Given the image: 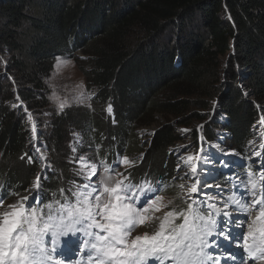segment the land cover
<instances>
[{"label":"trees","instance_id":"1","mask_svg":"<svg viewBox=\"0 0 264 264\" xmlns=\"http://www.w3.org/2000/svg\"><path fill=\"white\" fill-rule=\"evenodd\" d=\"M75 48L88 58L91 107L53 112L48 79L56 59ZM0 49L9 56L8 73L0 72L7 82L0 92L4 203L23 195L39 172L25 108L50 111L44 147L53 171L41 177L45 202L52 193L61 198L59 189L73 181L82 183L68 161L73 134L81 136L77 153L99 166L143 154L137 129L156 124L149 153L125 174L133 182H166L175 176L169 150L182 143V129L190 130L196 149L201 138L213 144L219 133L227 149L242 155L264 116V0H0ZM214 110L221 116L217 125L207 121ZM35 121L44 127L41 118ZM170 191L182 207L180 189Z\"/></svg>","mask_w":264,"mask_h":264},{"label":"snow or ice","instance_id":"2","mask_svg":"<svg viewBox=\"0 0 264 264\" xmlns=\"http://www.w3.org/2000/svg\"><path fill=\"white\" fill-rule=\"evenodd\" d=\"M57 64L68 65L71 61L58 60ZM94 95L89 93L85 97L81 92L74 99L83 104ZM66 107H71L67 99L58 104V111L63 112ZM24 110L32 121L33 114ZM106 112L112 114L111 104ZM260 122L264 124V116ZM31 130L32 139L36 140V123H32ZM187 131L190 130H181ZM211 146L225 156L238 155L234 150L223 152L219 145ZM259 147L261 151H255V157L262 156L264 143ZM36 151L40 153L39 148ZM72 151L75 153L76 148ZM203 153L201 146L195 155H180L176 171L182 174L166 182H133L130 172L119 170L135 166L127 156L111 163L99 161V174L97 163L85 164V158L80 156L77 162L81 168L76 175L83 182L73 181L70 188H60L62 199L52 193L53 198L47 202L43 200L38 174L25 189L27 194L17 193L19 198L15 202L5 205L6 197L0 195V208L4 209L0 211V264H59L57 257H63L65 252L82 254V264H218V259L208 252L213 246L208 238L219 227L215 217L221 214L226 218L225 226L217 234L227 241H238L235 246L247 253L242 264H264V167L259 172L249 170L246 180L241 181L242 194L234 192L223 201V188L202 167L205 161L212 162L211 154ZM39 160L44 162L46 156L41 153ZM28 162H33L31 156ZM220 163L225 165L223 160ZM45 168L50 169L51 165L43 163L42 173ZM93 176L97 177L95 181ZM209 178L213 183H209ZM175 181L183 182L174 184ZM173 186L180 189L176 199L184 207L174 206L175 200L163 194ZM213 187L218 194L206 191ZM216 201H222L224 207H218ZM229 207L232 211L226 210ZM229 224L240 229L236 237L231 235ZM57 237H67L63 247ZM228 258L235 260L236 256L229 253Z\"/></svg>","mask_w":264,"mask_h":264},{"label":"rangeland","instance_id":"3","mask_svg":"<svg viewBox=\"0 0 264 264\" xmlns=\"http://www.w3.org/2000/svg\"><path fill=\"white\" fill-rule=\"evenodd\" d=\"M0 57L3 58V60H0V72H5V73H8V66H7V60L9 59V56L6 54V53H2V50L0 49ZM60 60V61H67V60H70L71 61V64H68V65H64V64H60L58 65L57 64V61ZM228 60H225V62H227ZM87 65H88V58H87V55L84 54L83 50L81 49H78L75 48V50H73L72 53L68 54V55H63L61 57H58L56 59V62H55V65H54V69H53V72L51 73L49 79H48V90H49V93L47 94V98H48V103L50 104V108H51V111L54 112V110H58V104L67 99L68 100V103L71 105V107H77L79 109H85L86 107H89V104H90V99L92 98H86L84 100V103L83 104H79L75 101V97L83 92L85 97H88V94L89 93H94V89L93 87L89 84L87 78H86V71H87ZM224 71V70H223ZM222 78L224 81L227 80V73H223L222 75ZM9 83H11L12 87H19L18 84L16 82H14L13 79H9L8 80ZM238 83H240V80H238ZM7 84L5 78H0V92L2 91V87ZM14 101L13 103L11 102V105L15 104L17 105L18 102H17V96L16 94L14 95ZM216 105V103H215ZM67 108V107H66ZM49 113L50 111L47 110L45 113H42V114H33V120L32 121H29L30 122V126L32 125V123H36L35 121V118L38 117V118H41V121L44 123L43 126L44 127H38L37 126V132H36V140H33L32 139V130H31V134H30V152L32 154V156L34 157V159L37 161L38 165H39V173L41 175V177H44L45 174L50 171V169L52 170V164L50 163V160H49V155L46 152L45 150V147H44V144H45V139L46 137L48 136V122H49ZM220 114L214 110L213 112V116L212 115H209L207 118V121H211L213 122V124L217 125V120H220ZM205 125V123H203ZM37 125V123H36ZM156 128V124L153 125V126H150L149 128H145V127H141V128H138L137 129V134H138V137L141 141V147L145 146V154H148L149 151H148V143L150 141V137L152 135V133L154 132V129ZM43 129V130H42ZM42 131V137L40 136V131ZM261 133H264V125H261L260 124V121L257 123V125L255 126L254 128V131H253V138L252 140L250 141V144L249 146L246 148L245 150V153L240 155H223L221 151H217V149L213 148L211 145H219L220 146V149L223 150V152H229L231 153L233 150L232 149H227L225 146H224V143H226V140H224V143H223V136H226V135H223V136H220L219 133H217L218 135V138L216 139L215 143L214 144H209V143H206L203 138L202 139V142H201V146H203V149H204V153L203 155H209L211 154V159H212V162L211 163H208L207 161H205L203 164H202V167L204 168H210V172L212 173V176L215 177V181L214 183H217V184H220L221 187L224 190L223 192V201H226L227 200V197L229 195L232 194V188L230 185H226V181H225V176L222 175V179L219 177V171H221V163L220 161L224 159V157L227 159V163L225 165H223L225 168H233V169H238L240 167L243 166V168L245 166H247L246 162H248V166L245 167L244 169L249 171V170H252V168L249 166V165H252L253 167L256 166L258 160H255V156L253 155V153L255 151H258L257 147L261 144V143H264V136L261 135ZM189 137H190V132H186L185 134H183V140H182V143H180L177 147H175L173 150H172V154L174 156V160H173V164H174V170H175V176H179L182 174V172L178 173L176 171V166L178 163H181V161L178 159V157L180 155H183V156H188V155H195L197 153V151L199 149H196L195 146L189 141ZM70 147L71 149L73 147L77 148L76 146V143L77 144H80L81 143V136H79L78 134H73L71 135V138H70ZM183 146H187V147H183ZM199 147V148H200ZM36 148H39L40 151L46 156V160L44 162H41L39 160V154L37 153L36 151ZM261 151V149H260ZM73 153V151H71ZM143 153V155H144ZM143 155L136 157V158H133V159H130L131 161H134L136 162L137 160L139 161L140 159H142ZM80 156H83L85 158V161L84 163L87 164V163H94L92 161V159L90 158V155L88 154H78L77 151L73 154H71V156H69L68 158V161L69 163H71L72 161V164L73 166L75 167V171H79L80 168H81V164L78 163V158ZM234 158H239V160H242V162H238L236 165H233L235 164V160ZM137 161V162H138ZM43 163H47V164H50L51 165V168L48 169V168H45L44 169V172L42 173L41 172V168H42V164ZM233 163V164H232ZM241 163V164H239ZM12 166H10V171H12ZM129 168H125V167H122L121 169H119L120 171H126L128 170ZM182 170H183V165H182ZM239 170V169H238ZM53 171V170H52ZM253 171V170H252ZM26 174V173H25ZM98 174H99V166H98ZM235 175H233L234 179L236 180V185L238 188H240L243 192V188H242V185H241V178L239 179V174L234 171ZM37 176V175H36ZM36 178V177H35ZM35 178L31 181L30 185L27 187V189L32 185L33 181L35 180ZM96 176H93L92 177V180L95 181L96 180ZM247 178V176H246ZM79 180H81V182H83V179L82 177H79ZM246 180V179H245ZM243 181V180H242ZM176 182L178 181H175V184ZM180 182H183V181H179ZM209 183H213V180L211 178H209ZM71 186V184L69 185ZM172 189V187L168 188L167 189V192H171L170 190ZM206 191L210 192V193H214V194H218V190L213 187L212 189H206ZM173 194V191L171 192ZM27 194L26 192L23 194L25 195ZM167 198H170L169 196H167V194L164 192L163 193ZM22 196V195H21ZM19 197H17L14 201H8L5 203V205L7 204H11L13 202H15ZM217 203V206L218 207H221L223 208L224 207V204L222 201H216ZM175 206V205H174ZM185 205L183 204L182 207H184ZM4 209L3 208H0V211H3ZM227 211H232V208L229 207L228 209H226ZM236 216L234 214L233 216V219H235ZM225 219L226 218H223L222 220V223H221V226L220 224L218 223L219 227L217 229H215L214 231V234L213 236L209 237V243L211 245H213V247H218L220 242L223 243V241H226L223 237L219 236L217 233L221 230V229H224V226H225ZM178 222V221H177ZM228 227L231 228V233H235L239 230V228H237L235 225L233 224H229ZM137 231H140L139 229ZM47 239H50V237H48ZM234 243H238V241H232ZM229 241V245H230V249H232L231 253H234L236 254V251L234 250V247H233V243ZM227 246H225L224 244L221 245V248L224 249L226 248ZM239 250V248H237ZM222 252L221 251L219 254L222 255ZM77 252H75L74 256H76ZM250 264H251V261H250Z\"/></svg>","mask_w":264,"mask_h":264},{"label":"bare ground","instance_id":"4","mask_svg":"<svg viewBox=\"0 0 264 264\" xmlns=\"http://www.w3.org/2000/svg\"><path fill=\"white\" fill-rule=\"evenodd\" d=\"M36 141H37V140H36ZM41 153H42L41 151H40V153H38L39 156H40ZM42 154H43V153H42ZM234 160H235V158H234ZM207 169H208L209 172H210V168L208 167ZM211 174H212V173H211ZM239 231H240V229H239L237 232H235V233H231V235H232L233 237H236V236L238 235ZM66 238H67V237H57V241H58V244H59L60 247H63V243H62V242H63V240L66 239ZM232 243H233L234 250L236 251V254H235V252H234V254H235V256H236V259H235V260H232V259L228 258L229 253L232 252V251H231L232 249H230V246H227V247L224 248V249H222L221 247H220V248L215 247V250H214V251H213L212 248L210 247V248L208 249V252H209L213 257H215V258L218 259V264H242V262H243L245 259H247V253H246V255L243 256L241 249L238 250L237 247L235 246L236 243H234V242H232ZM221 251H223V252H222V255H220V256H216V255H218V253H220ZM57 259H59V264H79L78 260H75V259L73 258V252H65V255H64L63 257H57ZM249 264H250V261H249Z\"/></svg>","mask_w":264,"mask_h":264}]
</instances>
